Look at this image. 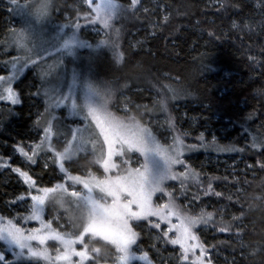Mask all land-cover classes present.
<instances>
[{
  "label": "trees",
  "instance_id": "1",
  "mask_svg": "<svg viewBox=\"0 0 264 264\" xmlns=\"http://www.w3.org/2000/svg\"><path fill=\"white\" fill-rule=\"evenodd\" d=\"M81 1L50 0V22L64 25L70 35L75 32L78 41L85 43L84 49L94 52L85 65L90 66L92 85L111 91L109 114L147 127L159 139L162 133L147 121L163 120L174 138L182 141V166L192 176L182 177V204L178 205L188 215L213 214V222L196 229L212 264H221L215 252L230 264H264V147L260 146L264 143V0H141L136 10L117 15L110 27L100 20L85 19L91 9L84 8ZM119 3L127 6L130 0ZM6 11L10 13L0 8V51L9 49L8 37L3 38ZM77 16L79 28L73 26ZM90 28H99L104 35L95 39L85 33ZM113 41L123 53L119 62ZM6 57L7 52L0 55V67L6 66L0 68V76L10 66ZM78 68L72 67L71 74H77L74 70ZM32 74L28 71L15 84L16 104L0 101V157L21 166L12 151H27V143L34 145L32 131L42 132L44 121L43 113L37 123L36 113L53 100L45 94L46 83ZM174 90L179 92L175 98ZM59 92L57 89L56 94ZM123 102L130 106L126 114L118 108ZM88 161L77 163L97 172ZM4 163L0 160L2 214L8 213L10 200L27 193L10 162ZM32 169L37 183H55L58 171L53 163L43 169L37 161ZM209 183L212 189L205 194ZM187 200L192 204L185 206ZM59 220L69 231L68 219L59 216ZM57 222H53L55 226ZM221 223L231 231L219 232ZM139 242L145 243V238L140 236Z\"/></svg>",
  "mask_w": 264,
  "mask_h": 264
},
{
  "label": "snow or ice",
  "instance_id": "2",
  "mask_svg": "<svg viewBox=\"0 0 264 264\" xmlns=\"http://www.w3.org/2000/svg\"><path fill=\"white\" fill-rule=\"evenodd\" d=\"M83 2L91 9V13L95 14L86 13L85 19L90 22L100 20L105 27H110V22L117 15L136 10L140 0H130L127 6L120 4L119 0H101L100 3H95V0H83ZM11 4L15 6L14 11L21 15L27 13L35 16L37 20L45 18L51 9L50 0H25L23 4L18 3V0H11ZM73 26L80 27L79 16L73 22ZM28 33L29 30L22 29L17 37V44L25 52V63L30 61L32 64H37V60L32 59V54L34 53L38 57L40 55L34 52V48L28 47ZM77 43L79 41L73 32L70 37L63 40L61 47L71 53L73 46ZM100 43L107 42L101 41ZM112 49L116 52V60L121 61L123 53L117 51L114 41ZM3 79L0 77V80ZM73 79L75 82V76ZM87 88L88 95L85 97L84 107L88 111L85 118L91 116L95 127L99 130L96 138L92 141L93 152L97 151V144H99V155L95 163L103 168L104 173L116 169L117 174L105 176L103 179H96L90 171L85 176H73L65 168V162L71 160L70 148L65 147L63 152H60L49 146L48 151L53 152V162L59 163L61 171L64 172L67 180L72 181V185L57 184L52 188L38 189V192L42 194L31 196V200L34 202L32 216L36 219L40 218L41 206L45 204L49 194H61L58 201L61 207H64L65 204L63 196L67 195L68 207L65 208V212L68 213V220L73 230L55 231L49 222L43 224V230L32 229L30 234L25 235L20 228L9 221L7 227L0 226V240L10 247L14 246L13 252L21 261L42 258L50 264H56V262L101 264L99 258L101 249L95 246L90 247L94 241L99 239L114 249L113 264H129L134 256L132 246L136 245L140 236V233L136 231V227L140 225L134 222L148 220L153 229H161L162 224L167 225L166 229H161L159 239L168 244L179 245L180 255L177 260L184 264H212L208 249L196 235V229L201 225L213 222V214L202 211L198 215H188L181 206L176 204L172 193L165 192L164 182L166 180H177L185 176V173L178 176L172 171L173 165L182 163L175 147V145L182 144V141L177 137L174 146L164 147L155 140L149 129H132L109 118L106 113V105L111 98L110 89L106 87V90L101 93L91 84H88ZM5 92L12 103L18 102V98L10 86L5 89ZM178 94L179 92L174 90L173 98ZM93 96L99 97L100 101L95 107L92 103ZM0 98L3 97L0 96ZM56 103L58 104L59 101ZM73 107H76L75 102ZM45 131L47 132L48 129L46 128ZM256 146L254 140L253 147ZM260 146L264 147V143ZM132 152H138L143 157V161H140L139 158L133 160ZM33 156H35V150H33ZM113 157L120 159L119 165L114 162ZM32 158L28 157L30 160ZM133 163L139 164V167H132ZM121 165L125 166L124 174L119 173ZM15 171L25 179L26 183H29L30 187L35 186V181L27 172L20 169H15ZM75 184L83 185V189L87 190L86 193L76 190ZM181 184L183 185V179H181ZM69 187L73 188L70 192ZM211 189L212 185L209 183L205 194ZM95 190H98V193L94 197ZM157 192L168 195L169 200L163 204H154L153 196ZM214 194L218 197L222 195L220 192ZM108 197H111V203L107 202ZM151 217H156L157 221L151 222ZM172 217H175L178 222L173 223ZM237 219V217H233L234 221ZM0 225H2V218H0ZM218 230L224 233L230 232L231 228L229 225L221 223ZM49 240L56 241L61 245L56 248L54 258L50 255L47 247H34L31 243L37 241L38 245L43 246ZM76 245L81 247L78 249ZM197 249H199V255L196 254ZM25 250H27V254ZM72 257L79 259L74 261ZM143 257L146 258L147 253H143ZM0 264H10L6 261L3 253H0ZM104 264H107L106 260Z\"/></svg>",
  "mask_w": 264,
  "mask_h": 264
},
{
  "label": "rangeland",
  "instance_id": "3",
  "mask_svg": "<svg viewBox=\"0 0 264 264\" xmlns=\"http://www.w3.org/2000/svg\"><path fill=\"white\" fill-rule=\"evenodd\" d=\"M141 1V0H140ZM101 0H95V3H100ZM18 3L23 4L25 0H18ZM155 3V2H154ZM80 4L86 8L88 5L83 2ZM15 6L11 4V0H0V8L10 10L9 12H5L3 15L5 20V26L7 29V33L3 36L7 38V46L8 50L5 48L1 49L0 55H5L7 52L6 61L10 65L9 69L5 72L3 80H0V101H4L7 104L14 105L16 103H12V101L8 98L5 89L7 87H11L13 93L17 97L15 84H19V80L28 72L32 71L33 76H39V78L46 83V87L44 88L45 94L52 98L49 103L46 104L45 109L43 108L42 103H40V112L36 113V119L39 121L44 113V121H43V129L42 132H36L35 129L33 134L36 137L34 141V145L31 143H27L26 150L17 151L14 153L12 151V155L18 156L20 158V162L23 166L19 165L14 161L9 159L8 157H0L1 161H6L3 165H6L10 162L9 166L12 171L17 174L25 185L27 189V193L20 198H13L10 200V203L6 204V210L8 213L2 214L0 212V218H2V225L7 227L8 222L11 221L16 227L20 228L25 235L30 234L32 229H41L43 230L44 223H51V228L55 231L64 232L66 231L65 225H62L59 220V216H64L68 219V213L65 212V208L68 207L66 201L68 200L67 195L63 196L65 200L64 207H61L58 203L61 198V194L59 193H51L45 201V204L41 206L40 218L36 219L32 216V208L34 202L31 200L32 195H40L42 193L38 192V189L43 188H52L57 184H66L72 185V181L67 180L64 175V172L61 171L59 167V163L53 162V152L48 151L49 146H51L54 150L63 152L65 147L70 148L71 152V160L65 162V168L68 172L73 176H85L89 169H86L82 164L80 166L78 160L80 159H89L88 162H91L96 168L97 172H92V175L96 179H103L105 176H115L117 174V170L113 169L109 173H104L103 168L95 163L98 155H99V144H97V151L93 152V144L92 141L96 138L98 129L95 127V123L92 121L91 116L87 115V108L85 105V97L88 95L87 85L91 84L90 71L88 70L90 66L85 65L89 63L93 58V51L90 49H84L85 43L80 42L75 44L72 48L71 53L67 50L62 49L61 45L64 39H67L71 35L68 34L64 25H53L51 21V9L49 14L40 20H37L35 16L29 15L25 13L24 15L19 14V12L14 11ZM13 18L11 17V15ZM22 29L29 30V41L28 47L34 48V52H37L39 57L34 53L32 54V59L37 60V64H32L30 61L25 63L26 55L25 52L18 47L17 37ZM85 33L91 34L95 39L99 36L104 35V31L99 28H90L86 29ZM83 45V46H82ZM85 51V52H84ZM42 57V58H41ZM77 66V69L74 71L76 73L71 74L72 67ZM6 66H1L3 69ZM65 68L67 70H65ZM6 69V68H5ZM4 69V71H5ZM75 76V82H74ZM55 83V87H54ZM41 85H36L37 89H42ZM93 86V85H92ZM40 87V88H39ZM94 87V86H93ZM99 90L101 93V89L94 87ZM57 89L60 91L59 94H56ZM56 101H59L57 104ZM75 102L76 107H73V103ZM99 97L93 96L92 103L95 107L99 103ZM119 110L122 113L129 112V104L127 102H123L119 105ZM139 109L140 107H136ZM106 113L109 118L117 121L118 123L123 124L126 127H130L132 129L136 128H147L142 127L136 123H126L123 122L122 119L116 118L108 113L107 105H106ZM147 123H150L152 126L156 127V131L158 133H162V137L159 139L156 134H154L150 129L155 140L164 147H172L175 145V138L170 133V131L165 128L164 121L162 120H148ZM148 126V125H145ZM48 129L46 132L45 129ZM148 129V128H147ZM102 140V137L100 138ZM42 145V146H41ZM119 147V146H117ZM177 151L179 152V159L182 161V156L185 150L182 147V144L175 145ZM33 150H35V156H33ZM27 154V155H25ZM133 160L139 158L140 161H143V157L140 156L138 152L131 153ZM40 156V157H39ZM28 157H33L31 160ZM39 157V160H38ZM191 158L188 162L192 161ZM113 160L118 165L120 164V159L117 157H113ZM41 164L43 169L53 165L56 167L58 173L57 178L55 179V183H52L50 186H46V184L37 183L35 177L31 176V172H33L32 166L36 164V162ZM76 165V168L73 170L72 167ZM92 166V165H91ZM132 167H139V164L133 163ZM15 169H20L21 171L27 172L29 176L35 181V186L30 187L29 183L25 182V179L19 175ZM172 171L179 176L181 173H185L184 179H188L191 177L192 173L187 174L185 166L181 164H175L172 167ZM125 166L121 165L119 168V173L124 174ZM182 177L177 180L168 179L164 182L165 192L172 193L175 197L176 204L179 201H182V185H181ZM37 184V185H36ZM74 188L76 190H80L86 193L87 190L83 189V185L75 184ZM73 188L69 187V192L72 191ZM98 190H95L93 195L94 197L97 195ZM169 200V196L166 194H161L157 192L153 196L154 204H163ZM107 202L111 203V197L107 198ZM192 201L187 200L184 205H191ZM186 208V207H185ZM48 214H53L52 218ZM49 216V217H48ZM151 222H156V217L150 218ZM57 222L58 226L53 222ZM69 221V220H68ZM172 222L177 223L175 217H172ZM79 223V221H77ZM138 223L140 226L136 227V231L140 233L141 237L145 238V243H140L139 239L137 240L136 245L132 246V250L134 252L133 258L129 261V264H184L177 260V257L180 255L179 245H172L165 243L162 239H159V233L161 229H166L167 225L162 224L161 229H153L148 220L134 222ZM72 227L69 231H72ZM144 231V233H142ZM170 235H172L170 233ZM139 236V238H140ZM95 244H91L90 247H99L101 249L99 253V258L101 260V264H104V261H107V264H113L114 260V249L108 250L102 249L99 245H105L104 241L97 239ZM98 242V243H97ZM34 247H47L50 255L54 258L56 255V248L61 247L58 242L49 240L46 245L40 246L37 241L31 242ZM100 243V244H99ZM99 244V245H97ZM169 245L173 246V249L169 248ZM13 247H10L4 241L0 240V253L5 255L6 261L11 263H30V264H50V262L45 261L42 258L28 260H18L16 255L13 252ZM79 249L81 246L76 245ZM19 251V249H16ZM27 254V250H25ZM143 253H147V257H143ZM197 255H199V249H197ZM214 256L218 257L221 260V264H230L229 260L225 258V256L221 255L218 252L214 253ZM151 257L152 259H149ZM74 261L78 260V257H72ZM56 264H63V262H56Z\"/></svg>",
  "mask_w": 264,
  "mask_h": 264
}]
</instances>
